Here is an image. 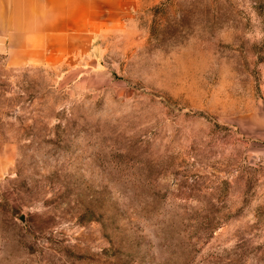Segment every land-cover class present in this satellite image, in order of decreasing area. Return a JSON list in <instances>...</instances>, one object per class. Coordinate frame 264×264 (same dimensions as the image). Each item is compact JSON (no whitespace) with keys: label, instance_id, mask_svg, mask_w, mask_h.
Returning a JSON list of instances; mask_svg holds the SVG:
<instances>
[{"label":"rangeland","instance_id":"374dc122","mask_svg":"<svg viewBox=\"0 0 264 264\" xmlns=\"http://www.w3.org/2000/svg\"><path fill=\"white\" fill-rule=\"evenodd\" d=\"M96 41L0 45V264H264V0H138Z\"/></svg>","mask_w":264,"mask_h":264},{"label":"crops","instance_id":"0c3cea01","mask_svg":"<svg viewBox=\"0 0 264 264\" xmlns=\"http://www.w3.org/2000/svg\"><path fill=\"white\" fill-rule=\"evenodd\" d=\"M138 0H0V45L15 67L93 60L97 37L122 24Z\"/></svg>","mask_w":264,"mask_h":264},{"label":"water","instance_id":"95a60500","mask_svg":"<svg viewBox=\"0 0 264 264\" xmlns=\"http://www.w3.org/2000/svg\"><path fill=\"white\" fill-rule=\"evenodd\" d=\"M21 222H22V223H25V221H24V216L21 217Z\"/></svg>","mask_w":264,"mask_h":264}]
</instances>
